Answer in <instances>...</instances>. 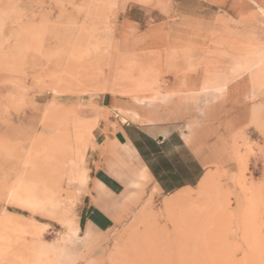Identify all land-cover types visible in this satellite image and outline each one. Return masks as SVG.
I'll use <instances>...</instances> for the list:
<instances>
[{"label": "rangeland", "instance_id": "1", "mask_svg": "<svg viewBox=\"0 0 264 264\" xmlns=\"http://www.w3.org/2000/svg\"><path fill=\"white\" fill-rule=\"evenodd\" d=\"M238 77L261 96L264 0H0V264H264L252 142H235L233 174L112 221L90 196L101 124L184 127Z\"/></svg>", "mask_w": 264, "mask_h": 264}, {"label": "crops", "instance_id": "2", "mask_svg": "<svg viewBox=\"0 0 264 264\" xmlns=\"http://www.w3.org/2000/svg\"><path fill=\"white\" fill-rule=\"evenodd\" d=\"M196 78L180 77L186 91L198 89ZM255 97L251 99L238 77L213 86L211 114L184 127L170 121H141L134 112L130 119L116 114L101 124L98 170L90 192L99 211L112 221L117 213L113 207L140 206L145 200L176 194L199 184L212 171L233 174L235 142H252L255 157L264 159V91Z\"/></svg>", "mask_w": 264, "mask_h": 264}, {"label": "bare ground", "instance_id": "3", "mask_svg": "<svg viewBox=\"0 0 264 264\" xmlns=\"http://www.w3.org/2000/svg\"><path fill=\"white\" fill-rule=\"evenodd\" d=\"M99 76H100V75H99ZM99 76H98V78H97V81H99L98 84L101 85V84H103V81L99 79ZM94 85H95V83H94ZM59 112H60V111H59ZM50 128H51V127H50ZM47 131H48V130H47ZM53 131H54V129H53ZM53 131H52V132H53ZM52 132H51V133H52ZM51 133H50V134H51ZM62 135L64 136V138H66V136H67L64 132H63ZM73 141H74V140H73ZM44 142H45V141H44ZM57 144H58V143H57ZM33 153H34V152H33ZM42 155H44V154H42ZM57 155H59V154H57ZM44 157H45V156H44ZM18 163H19V162H18ZM56 172H57V171H56ZM50 178H51V177H50ZM6 244H7V243H6ZM4 245H5V244H4ZM1 246H2V242H1ZM6 247H7V246H6ZM0 253H1V252H0ZM4 255H5V254H4ZM1 256H2V255H1Z\"/></svg>", "mask_w": 264, "mask_h": 264}, {"label": "trees", "instance_id": "4", "mask_svg": "<svg viewBox=\"0 0 264 264\" xmlns=\"http://www.w3.org/2000/svg\"><path fill=\"white\" fill-rule=\"evenodd\" d=\"M82 219H83V217H81V224H82Z\"/></svg>", "mask_w": 264, "mask_h": 264}, {"label": "built area", "instance_id": "5", "mask_svg": "<svg viewBox=\"0 0 264 264\" xmlns=\"http://www.w3.org/2000/svg\"><path fill=\"white\" fill-rule=\"evenodd\" d=\"M115 116H117V115L115 114Z\"/></svg>", "mask_w": 264, "mask_h": 264}]
</instances>
